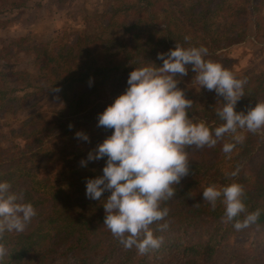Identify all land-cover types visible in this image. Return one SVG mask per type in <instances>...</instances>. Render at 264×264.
<instances>
[{
    "label": "trees",
    "instance_id": "obj_1",
    "mask_svg": "<svg viewBox=\"0 0 264 264\" xmlns=\"http://www.w3.org/2000/svg\"><path fill=\"white\" fill-rule=\"evenodd\" d=\"M30 1L0 0V15L17 11L33 16L28 14L34 12ZM63 1L65 4L66 0ZM251 2L239 0L237 6L228 8L227 22L220 31L215 30L218 25L214 21V0H134L91 13L87 25L75 31L72 44L47 48L30 44L27 34L10 40L3 55H25L36 71L31 74L26 69L17 71L9 67L7 72H0L1 80L4 78L8 85L6 89L0 88V110L16 115L33 109L35 106L24 107L22 101L31 97L35 87L40 94L57 98L59 103L48 112H28L9 129L10 142L0 148V182H8L12 192L23 193L24 202H30L37 212L22 233L6 232L0 240L10 253L0 264H158L154 258L156 249L139 255L135 247L124 248L103 225L102 204L109 191L102 194L100 201L85 195L86 180L102 175L107 159L88 161V153L94 152L113 131L97 126L98 114L126 90L128 75L134 68L150 62L162 66L157 54H166L176 43L184 48L205 46V59L229 70L227 58H219L217 52L243 41L244 16ZM185 36L190 39L185 41ZM186 67L187 75L177 74V87L192 101L189 117L194 122L204 121L210 129L220 126L223 122L216 110L222 107L223 98L216 93L209 95L198 107L191 88L195 73L191 65ZM35 78L42 82L34 87L31 83ZM245 78L244 92L250 109L261 102L257 97L264 93V73L241 79ZM77 131L85 133L88 141L77 139ZM227 137L228 134L223 138ZM237 147L238 152L224 169L216 159L206 160L207 147L198 152L193 146L186 148L190 173L175 186L174 198L162 204L169 209V228L161 232L156 230L155 223L151 226L154 235L163 238L169 233L202 229L203 241L186 245L175 240L174 247L180 253L175 264H211L218 243L229 234L264 231V156L255 166L250 164L255 153H264V133L247 131L244 142ZM81 160L85 166H81ZM237 167L239 174L230 177L228 174ZM233 182L243 186L248 212L260 210L257 222L241 231H236L232 223L222 222L224 208L219 201L212 210L202 200L207 186L223 187ZM197 203L199 206H194ZM243 218L244 214L239 217ZM119 248L122 253L117 256Z\"/></svg>",
    "mask_w": 264,
    "mask_h": 264
},
{
    "label": "clouds",
    "instance_id": "obj_2",
    "mask_svg": "<svg viewBox=\"0 0 264 264\" xmlns=\"http://www.w3.org/2000/svg\"><path fill=\"white\" fill-rule=\"evenodd\" d=\"M184 39L188 41L190 37ZM207 55L208 49L203 45L184 48L176 43L166 54H157V59L163 61L162 66L150 62L134 68L128 75L126 90L98 114L97 126L113 131L94 152L88 153V161L107 159L103 174L86 180L85 195L100 201L105 191L110 192L102 204L103 225L124 248L135 247L139 255L158 249L163 243V238L155 236L151 226L155 223L156 230L161 232L169 228L166 222L169 209L162 204L174 198L175 186L190 173L186 148H215L218 141L231 134L233 142L222 147L230 159L236 145L245 139L238 129L256 134L264 127V102L256 103L246 114L235 111L237 101L244 96L246 78H236L220 63L205 59ZM187 65L195 73L198 91L204 88L223 98L222 107L216 110L223 122L220 126L210 129L204 121L194 122L189 117L192 101L177 87V74L187 75ZM75 137L89 139L82 131H77ZM80 164L85 166V161L81 160ZM238 174L237 167L228 175ZM10 189L8 182H0V240L6 232L22 233L37 215L34 206L24 202L23 193ZM244 198L243 186L235 182L223 187L211 184L202 191V200L212 210L218 201L223 205L221 220L232 223L236 231L255 224L260 216L259 209L248 212ZM9 255L0 243V262Z\"/></svg>",
    "mask_w": 264,
    "mask_h": 264
},
{
    "label": "rangeland",
    "instance_id": "obj_3",
    "mask_svg": "<svg viewBox=\"0 0 264 264\" xmlns=\"http://www.w3.org/2000/svg\"><path fill=\"white\" fill-rule=\"evenodd\" d=\"M38 1L39 3L36 4ZM55 1H30L31 7L34 8V14H28L33 16H27V13H17V11L9 15H0V72H7L6 70L9 67L16 68L17 71L26 69L31 74L36 71L35 68L33 69L29 65V59H26L25 55L16 57L3 55V48L9 45L10 40L27 34L29 36L27 41L30 44H41L47 48L55 47L62 43L72 44L75 39V31L82 30L87 25L91 13L104 11L110 5L119 7L134 2V0H66L64 4L63 0H59L56 5ZM238 4L239 0H214L216 9L214 21L218 25L215 30L220 31L222 24L227 22V14H229L227 9ZM156 17L160 20L161 15L157 13ZM244 21L245 38L243 41L223 48L217 54L219 58H227L229 71L236 78L248 77L251 79L264 73V0H252L247 7ZM1 78L0 88H8V85L4 82L5 79L1 80ZM40 82H42L40 79L35 78L31 84L34 86L35 83ZM198 87L195 81L191 84L192 92L198 99V107H201L209 99L208 96L215 94V92L204 88L198 91ZM245 92L244 96L237 101L235 111H242L246 114L249 107L247 104L248 95ZM17 96H20V94H17ZM255 100L256 97L252 99V102ZM257 101L264 102V93L257 97ZM58 103L57 98H46L35 87L31 91V97L22 101L24 107L35 106L33 109L19 112L16 115H6L0 110V148L6 147L10 142L9 129L23 120L28 112L36 110L48 112L53 108H57ZM260 132L264 133V127L257 133L259 134ZM238 133L245 137L247 130L238 129ZM227 142H233L231 134H228L227 138H222L218 141L215 148L207 147L205 149L206 160L212 162L216 159L218 165L224 169L230 160L222 151L223 144ZM204 148L197 149L193 146V150L197 152ZM238 150L239 148L236 145L230 156H233ZM255 155V158L250 160L252 166L262 160L264 153H255ZM201 230L196 229L193 232L166 234L165 238L162 237L163 243L161 246L155 250L154 258L157 263L175 264L180 258L179 250H176L173 244L175 240L178 239L176 242L186 245L203 241L205 236L201 233ZM121 253L122 249L119 248L116 255L118 256ZM211 264H264V231L248 230L242 233L229 234L226 240L218 243L216 250L211 255Z\"/></svg>",
    "mask_w": 264,
    "mask_h": 264
}]
</instances>
